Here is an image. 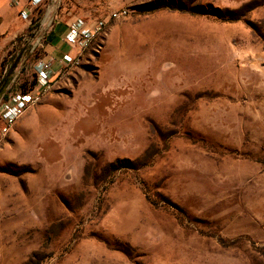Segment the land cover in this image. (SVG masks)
Listing matches in <instances>:
<instances>
[{
    "label": "rangeland",
    "instance_id": "rangeland-1",
    "mask_svg": "<svg viewBox=\"0 0 264 264\" xmlns=\"http://www.w3.org/2000/svg\"><path fill=\"white\" fill-rule=\"evenodd\" d=\"M102 1L33 9L6 60L12 92L33 87L58 17L128 7ZM131 7L46 93L58 144L0 161V264H264V0ZM134 21L162 24L156 58L107 44L112 23Z\"/></svg>",
    "mask_w": 264,
    "mask_h": 264
},
{
    "label": "crops",
    "instance_id": "crops-1",
    "mask_svg": "<svg viewBox=\"0 0 264 264\" xmlns=\"http://www.w3.org/2000/svg\"><path fill=\"white\" fill-rule=\"evenodd\" d=\"M13 1L0 0V112L4 103L14 94L11 86L3 80L7 70L6 60L11 56L10 51L18 43V40L27 38L26 33L32 24V18H22L20 11L24 7L28 8L32 17L33 9L25 0H20L18 4ZM48 1L51 0H46L45 3ZM136 1L106 0L102 3L112 5V7L118 5L131 7ZM50 10H56V5H50ZM73 19V17H58L54 23L50 24L49 30L44 34L43 53L39 59L49 62L52 69L58 74L57 86L64 82L69 70L73 68V66H63L61 64L62 57L65 54L75 55L78 53V49L66 40V33ZM135 22L112 23L109 29L107 28L108 32L106 30L107 44L110 45L114 38L113 35L118 34L122 36V48L118 49L123 53L121 56L129 58L131 51H129V46L138 45L141 48L146 47L143 49L138 47L139 52L145 56L156 58L157 54L162 51L157 48V39L152 38L155 37V33L160 36L163 35L162 24H153L152 26L149 22H138L137 25ZM42 27H46V24ZM137 30L139 33L135 37L134 32ZM148 33H153V37L148 38ZM128 36L132 38L130 41ZM84 54L83 58L86 55ZM47 97V94L44 95L34 106L17 118L6 133L3 132L6 121L0 115V161L6 160L19 164L29 163L34 161L44 148H50L52 139L55 140V144H58L60 135L57 130L55 131V128L59 125L61 115L54 110L56 107L55 99ZM0 180H2L1 177Z\"/></svg>",
    "mask_w": 264,
    "mask_h": 264
},
{
    "label": "built area",
    "instance_id": "built-area-1",
    "mask_svg": "<svg viewBox=\"0 0 264 264\" xmlns=\"http://www.w3.org/2000/svg\"><path fill=\"white\" fill-rule=\"evenodd\" d=\"M20 0H14L18 4ZM30 8L35 9L44 4L46 0H25ZM130 7H124L111 12L109 21L118 20L131 14ZM24 19L32 18L28 8L20 11ZM108 20L86 21L78 19L69 25L66 40L78 49L75 55L65 54L61 59L63 66H77L82 62L83 54L93 49L99 52L102 49L101 43H96L100 35L105 32ZM95 45V46H94ZM58 79V74L52 69L49 62L39 59L36 63V83L26 92H16L4 103L0 115L6 121L3 132L9 131L17 118L22 116L30 107L34 106L46 93L51 91ZM1 217V214H0Z\"/></svg>",
    "mask_w": 264,
    "mask_h": 264
},
{
    "label": "trees",
    "instance_id": "trees-1",
    "mask_svg": "<svg viewBox=\"0 0 264 264\" xmlns=\"http://www.w3.org/2000/svg\"><path fill=\"white\" fill-rule=\"evenodd\" d=\"M35 83H36V81H35ZM35 83H34V84H35Z\"/></svg>",
    "mask_w": 264,
    "mask_h": 264
}]
</instances>
